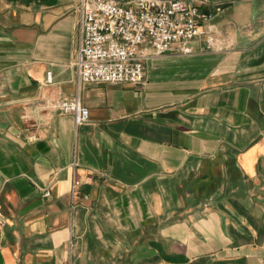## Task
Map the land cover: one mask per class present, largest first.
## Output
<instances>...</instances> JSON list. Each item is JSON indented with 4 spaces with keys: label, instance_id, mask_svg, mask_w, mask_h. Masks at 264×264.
<instances>
[{
    "label": "crops",
    "instance_id": "crops-1",
    "mask_svg": "<svg viewBox=\"0 0 264 264\" xmlns=\"http://www.w3.org/2000/svg\"><path fill=\"white\" fill-rule=\"evenodd\" d=\"M184 1L210 47L77 86L79 0H0V264H264V0Z\"/></svg>",
    "mask_w": 264,
    "mask_h": 264
},
{
    "label": "built area",
    "instance_id": "built-area-1",
    "mask_svg": "<svg viewBox=\"0 0 264 264\" xmlns=\"http://www.w3.org/2000/svg\"><path fill=\"white\" fill-rule=\"evenodd\" d=\"M79 44L76 58V84L141 85L148 51L154 57L166 54L188 55L194 39L204 35L213 43L204 25L210 15L199 2L184 0H79ZM47 81L49 79L47 78ZM71 115L75 125L88 119V110L77 96L55 104Z\"/></svg>",
    "mask_w": 264,
    "mask_h": 264
}]
</instances>
